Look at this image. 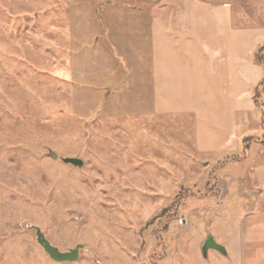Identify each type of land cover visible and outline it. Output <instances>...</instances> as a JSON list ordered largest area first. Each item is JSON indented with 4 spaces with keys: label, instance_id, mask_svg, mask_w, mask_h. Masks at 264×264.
Wrapping results in <instances>:
<instances>
[{
    "label": "rangeland",
    "instance_id": "374dc122",
    "mask_svg": "<svg viewBox=\"0 0 264 264\" xmlns=\"http://www.w3.org/2000/svg\"><path fill=\"white\" fill-rule=\"evenodd\" d=\"M144 1L0 0V264H234L233 254L204 257L200 246L212 236L233 251L245 215L264 209L262 184L244 176L256 158L264 162L254 154L262 117L240 144L242 161L218 166L217 155L194 149L192 113L164 114L147 72L142 85L128 84L129 37L109 38L108 28L95 36L116 58L110 112L73 107L68 44L85 27L71 23L103 28L108 9L110 20L135 19L140 12L127 8L136 6L145 16ZM207 1L231 5L234 29L264 26V0ZM145 39L134 38L135 56H149ZM35 227L61 251L80 244L78 259L52 260Z\"/></svg>",
    "mask_w": 264,
    "mask_h": 264
},
{
    "label": "crops",
    "instance_id": "0c3cea01",
    "mask_svg": "<svg viewBox=\"0 0 264 264\" xmlns=\"http://www.w3.org/2000/svg\"><path fill=\"white\" fill-rule=\"evenodd\" d=\"M184 1L164 4L160 0H145L150 8L146 6L144 11H148L149 17L143 16L136 6L127 9L134 16L140 12L137 19H117L120 21L108 19L113 16L108 9L103 28L92 22L86 25L83 20L71 23L73 29L85 27L83 34L79 29L80 34L69 38L71 56L67 71L75 73L78 87L72 93V104L96 108L100 103L106 104L110 112L109 99L113 94L106 86V78L110 79L113 68H117L116 58L112 48L98 43L95 34L106 33L108 28L109 38H114L116 32H124L125 38L129 37L123 49L129 60L128 84L142 85L143 73L147 72L152 100L155 97L157 104L163 106L164 114H193L189 119L196 152L217 155L218 166L233 165L242 161L240 144L245 138L255 137L252 124L262 117L263 108L255 95L264 84V26L232 28L228 2ZM132 34L136 36L132 38ZM139 35L146 36L149 56H135L138 51L133 46L134 38ZM261 58L263 62L259 61ZM101 91H105L103 96ZM257 99L264 104V92L260 91ZM241 123L246 124L243 130ZM255 143L254 154H264V141ZM262 159L256 158L244 176H252L262 184L256 187L264 188ZM235 241L233 251L226 248L228 257L233 254L234 264H264V209L245 215Z\"/></svg>",
    "mask_w": 264,
    "mask_h": 264
},
{
    "label": "water",
    "instance_id": "95a60500",
    "mask_svg": "<svg viewBox=\"0 0 264 264\" xmlns=\"http://www.w3.org/2000/svg\"><path fill=\"white\" fill-rule=\"evenodd\" d=\"M48 154L50 157L56 158L54 152L49 151ZM62 160L65 163H70L75 166H81L83 164L82 160L77 157H71V158L67 157V158H63ZM35 235H36L37 243L42 247V249L52 260L63 263V262H72V261L74 262L75 260L78 259L80 244L66 251H61L57 246L52 244L45 237V235L38 227H35ZM200 247H201V253L204 257H206L209 249H215L223 256H227L226 247L222 244L216 243L212 236H208Z\"/></svg>",
    "mask_w": 264,
    "mask_h": 264
},
{
    "label": "trees",
    "instance_id": "16d2710c",
    "mask_svg": "<svg viewBox=\"0 0 264 264\" xmlns=\"http://www.w3.org/2000/svg\"><path fill=\"white\" fill-rule=\"evenodd\" d=\"M260 62H263V58L259 59ZM264 63V62H263ZM261 90H264V84L262 85V88L261 87H258L256 89V95H255V100L257 102V104H259L263 109H264V104L261 103L258 99H257V95L258 93L261 91ZM262 124H264V111L262 112Z\"/></svg>",
    "mask_w": 264,
    "mask_h": 264
}]
</instances>
